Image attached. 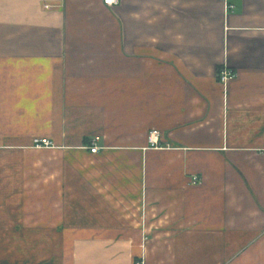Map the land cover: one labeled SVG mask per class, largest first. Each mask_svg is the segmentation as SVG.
Segmentation results:
<instances>
[{
  "label": "crops",
  "instance_id": "0c3cea01",
  "mask_svg": "<svg viewBox=\"0 0 264 264\" xmlns=\"http://www.w3.org/2000/svg\"><path fill=\"white\" fill-rule=\"evenodd\" d=\"M141 261L264 264V0H0V264Z\"/></svg>",
  "mask_w": 264,
  "mask_h": 264
},
{
  "label": "built area",
  "instance_id": "2783aa9c",
  "mask_svg": "<svg viewBox=\"0 0 264 264\" xmlns=\"http://www.w3.org/2000/svg\"><path fill=\"white\" fill-rule=\"evenodd\" d=\"M120 0H104V4L108 7H113V6H117L119 5ZM235 73L224 67L222 68L219 72H218V79L219 81L223 84L226 85L230 80L234 79L235 77ZM149 145L150 148L152 149H160L162 147L161 141H162V134L157 131V130H153L150 132L149 137ZM34 147L37 149H43V148H51L53 147L52 143L46 139H36L34 140ZM92 153H97L98 152V148L94 145L91 149ZM199 183V179L198 177H194L193 178V184H198ZM137 264H143V262H139Z\"/></svg>",
  "mask_w": 264,
  "mask_h": 264
}]
</instances>
